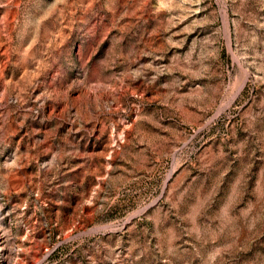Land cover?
<instances>
[{
    "label": "rangeland",
    "instance_id": "rangeland-1",
    "mask_svg": "<svg viewBox=\"0 0 264 264\" xmlns=\"http://www.w3.org/2000/svg\"><path fill=\"white\" fill-rule=\"evenodd\" d=\"M0 264H264V0H0Z\"/></svg>",
    "mask_w": 264,
    "mask_h": 264
}]
</instances>
